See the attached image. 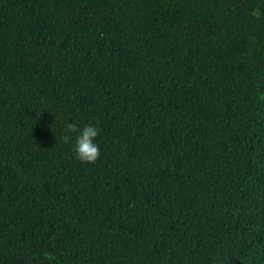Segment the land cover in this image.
Segmentation results:
<instances>
[{
    "label": "trees",
    "instance_id": "1",
    "mask_svg": "<svg viewBox=\"0 0 264 264\" xmlns=\"http://www.w3.org/2000/svg\"><path fill=\"white\" fill-rule=\"evenodd\" d=\"M0 264H264V0H0Z\"/></svg>",
    "mask_w": 264,
    "mask_h": 264
},
{
    "label": "clouds",
    "instance_id": "2",
    "mask_svg": "<svg viewBox=\"0 0 264 264\" xmlns=\"http://www.w3.org/2000/svg\"><path fill=\"white\" fill-rule=\"evenodd\" d=\"M258 10H254L252 15L256 16ZM72 134H75L74 154L78 160L84 163H95L100 157V148L95 139L99 135V130L93 124L89 123L81 129L75 122L66 123L64 135L62 137L65 143L72 140Z\"/></svg>",
    "mask_w": 264,
    "mask_h": 264
}]
</instances>
